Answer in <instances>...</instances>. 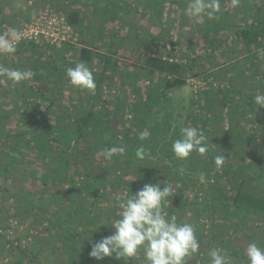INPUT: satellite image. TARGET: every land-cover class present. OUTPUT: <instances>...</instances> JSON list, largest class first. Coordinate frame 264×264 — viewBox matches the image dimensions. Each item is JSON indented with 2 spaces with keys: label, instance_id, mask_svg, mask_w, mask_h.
Masks as SVG:
<instances>
[{
  "label": "rangeland",
  "instance_id": "374dc122",
  "mask_svg": "<svg viewBox=\"0 0 264 264\" xmlns=\"http://www.w3.org/2000/svg\"><path fill=\"white\" fill-rule=\"evenodd\" d=\"M246 1L239 0L233 6L232 0H220L222 11L218 19L210 20L205 16L196 23L183 14L188 0H119L117 4L114 0H0V34L15 28L22 35L14 54L0 55V65L34 73L31 79L19 84L0 77V264H17L19 259H23L24 264L29 261L59 264L57 260H61L62 254L57 236L33 206L42 203L48 211L74 213V204L64 201L66 194L60 191L70 188L69 184L46 176L55 166L53 152L46 150L44 158L43 154L38 155L34 139L51 134L50 124L56 122L61 129L72 130L75 117L93 110L103 119L110 117L116 137L128 141V147L132 145L141 125L137 118L143 115L134 109L138 100L134 89H140V95L145 98L148 92L157 89L158 79L164 78L157 73L147 74L142 68L147 55L179 61L190 69L185 71V84L167 90L162 95V104L154 107L148 118L161 126L160 131L143 143L144 161L149 159L157 164L151 167L155 170L148 168L145 174L151 170L162 175L159 167L173 168L179 161L172 154L171 142L179 136L181 127L201 129L209 143L217 138L215 145L221 146L222 152L228 155L222 169L215 167L208 173L198 171L190 175L194 186L190 184L182 194L179 191L169 196L164 211L169 215L175 213L180 222L191 223L197 235H200L198 230H203L204 237L214 225L223 223L219 214L209 209L206 192L198 185L216 180L227 195L232 196V183L249 175V171L236 169L237 162L255 171L254 155L260 152L257 159L264 166V107L255 105L254 100L256 94H264V77L258 73L264 70V55L258 51L264 50V43L257 49L260 61L253 65L247 63L248 68L241 71L231 67L233 54L225 52L230 53L227 28L217 33L209 31L214 21H223L224 14H228L225 18L235 21L238 28L249 23L250 12L247 16L241 9ZM263 1L255 0L252 4L257 6ZM236 46L242 48L244 44L240 40ZM80 47L90 50V61L78 58ZM103 56H112L122 63L119 71L111 72L100 81ZM79 62H85L93 71L97 85L94 93L80 91L68 82L65 70ZM126 70L135 75L125 78ZM96 127L97 123H91L85 130L92 133ZM163 127L168 128L164 131ZM68 135L71 141L68 139L61 147L65 160L80 173L75 176L76 182L87 174L90 177L96 174L99 180L106 174H114V169L106 172L99 167L106 162L99 154L91 152L88 142L75 141L74 132ZM186 166L181 163L174 168L181 171ZM124 169L121 164L116 166L118 174H124ZM141 169L142 166L131 174L136 176ZM235 170L239 174L237 180L233 177ZM146 183H149L148 178ZM249 185L253 186L254 182L250 180ZM176 191L173 188V192ZM112 192L111 187L101 188L95 197L97 206H114ZM178 195L181 202L175 199ZM183 201L187 211L179 217L176 211ZM195 209H199V217L189 219L196 214ZM120 211L118 207L108 219H102V225L112 224ZM67 222L65 226L70 228V233L82 228V220L76 215L68 217ZM244 222V230L230 229L227 233L240 250L230 264H246L242 256L247 244L253 241L249 233L256 234L260 240L257 242L264 246V224L254 220ZM108 227L112 234L114 229ZM92 239L82 241L88 243ZM205 244L200 241V250L207 248L208 243ZM192 258L195 264L200 261V255L194 254ZM128 264H144L143 254L138 253Z\"/></svg>",
  "mask_w": 264,
  "mask_h": 264
},
{
  "label": "trees",
  "instance_id": "16d2710c",
  "mask_svg": "<svg viewBox=\"0 0 264 264\" xmlns=\"http://www.w3.org/2000/svg\"><path fill=\"white\" fill-rule=\"evenodd\" d=\"M118 1L119 0H114V4H117ZM254 1L255 0H248L246 4L241 6V9L246 12L247 16V13L250 12L249 16L252 17V20L249 23L242 26L239 25L238 28L236 22L230 18L229 20L226 19L225 17L228 14H224L222 15L223 21H214L212 30H209L217 33L221 29L227 28L225 33H228V47L230 53H228L227 50L225 52L226 54H233L230 58L232 59L230 64L231 67L234 69L238 68L241 71L243 68L247 67V63L252 62L253 65L254 62L257 64L258 61H260L257 59V49L264 43V1L257 6L252 4ZM240 40L244 44L242 48L236 46V43ZM244 53L248 54L242 56ZM78 58L81 61H90L92 58L90 50L80 47L78 50ZM100 63V81H102L104 77L110 76L111 72L119 71L122 62L115 60L112 56H103ZM141 65L147 74L153 75L157 73L164 75V78L158 79L157 89L148 92L145 98L143 95H140V89H134V97L138 98L134 104V109L135 111H141L143 115L141 118H137L141 125L134 134L135 138L133 137V139L136 140L131 142L132 145L128 147L126 143L128 141H123L120 137H116V131L110 124V117L103 119L93 110L81 113L75 117L73 120L75 128H72V130L69 128L61 129L58 122H56L53 125L50 124L49 128L52 130L51 134L43 139H34L37 154H43L44 158L47 156H44V154L47 153L46 150L53 152V154H51L56 158V160H54L55 166L49 169L46 176L50 175L53 179H60L68 183L70 188L60 191L66 194L64 201L67 200L74 204L75 214L72 211L69 213L66 211L67 214L60 213L58 210L48 211L47 208L42 207V203L34 204L33 206L37 209L38 213L43 215L42 218L46 220L47 226L50 229L52 228L57 236L62 254L61 260H57L59 264H109L108 262L124 264L123 260L116 259L114 256L106 257L102 260H96L89 256L93 243L98 241L101 237L111 235L108 229L111 223L108 222L102 225L101 220L108 219L110 214L117 210L118 207L115 205L120 202L118 197L130 196L132 193L135 194L146 184V178H148L151 183H158V181L162 184L171 183L173 188L178 190V192H173L172 195H176L179 191H182V194L185 188L191 187L190 175H195L198 171L208 173L215 168L213 162V157L215 155L223 154L228 159L227 153L222 152V147L215 145L217 140V138H215L212 143H209V152L206 156H199L193 153L187 160H179L174 163V167H177L181 163H186L187 166L182 168L183 171L164 165L159 167L163 172L162 175L155 174L154 172L152 173L151 170L145 174V170H149L148 168L151 167H157V164L149 159L145 161L134 160L137 147L141 145L144 147L143 143L146 141H140L138 135L141 131H148L150 135L160 131L161 125L152 123L148 118L154 107L162 104V95L165 94L167 90L178 88L185 84V71L190 69V66L184 65L179 61L155 55H147ZM249 69H251L250 65ZM258 73L264 77V70L263 72L259 70ZM131 74L134 76L135 72L131 73L129 70H126L125 78H129ZM192 75L195 74L192 72ZM241 98L244 99L243 97ZM243 112L245 113V111ZM91 123L98 124V127H96L97 130L92 133L85 130V127ZM167 128L168 127H163L164 131ZM71 132L75 133V141L84 140L88 142L87 144L90 145L92 153L99 154L102 149L106 150L112 146H126V153L124 156H114L110 161L102 158L105 160L106 164L105 166L100 164L99 167L106 172L114 169V174H106L102 180H99L96 174L92 177H90V174H87L80 182H76L75 176H80V173L71 166L69 161L65 160V151L64 148L61 147V145L69 139L68 134ZM69 141H71V139H69ZM121 143L122 145H120ZM222 144H225V142ZM56 151L58 152L54 154ZM259 153L260 152H257L256 155H254L256 158L255 165L257 167L255 171L250 170L249 166L243 165V163H236V169L239 168L241 170L244 169V171H249V175L247 178L243 177L240 181L232 183V196H228L227 191H225L216 180L214 182H208L207 184L201 183L198 185L201 187L200 190L202 189V191L206 192L211 212L215 211L223 220V223L216 224L214 227L210 228V232L208 231L209 233L206 234L205 237L203 236V230H198V233H200V235H197L198 240L200 239V241L206 244L208 243V245L205 244L207 248L199 250L197 254L200 255L198 264L209 263L208 252L213 248V245H216L218 249L226 250L228 258L232 263L231 258L234 259L237 254H240V250L236 248L233 240L227 237L228 231L230 229L236 230L237 228H243L242 230H244L246 225L244 220L261 221L264 224V166L262 165V161L257 159ZM120 164L125 168L123 170L124 174H118L116 172V166ZM141 166L142 169L136 172V176L131 174L133 170H137ZM69 169H71V171H69ZM151 169L155 170L156 168ZM238 176L239 174L235 170L233 177L237 180ZM186 178H188V180ZM250 180L254 182L253 186L249 185ZM191 185L194 186L193 184ZM107 187L113 188L111 201L114 202V206L103 207L100 205L98 207V199H95V197L99 194L101 188L105 189ZM84 193H87V195ZM180 198V195L175 197L177 200H180ZM185 207L183 201L180 209L176 211L179 217L186 213L187 209H185ZM198 212L199 209H195L193 213L196 214L190 215L189 219L196 218L195 220H197L199 217ZM75 215L82 220V228L78 232L70 233V228L66 227L65 224L68 223V217ZM249 235H251V239L260 241L253 232H251V234L249 233ZM90 237H93L92 241L88 243L82 241V239H89ZM192 257L193 256L187 258V264H195ZM242 259L246 262L245 255L242 256ZM16 261L17 264L25 263L23 259ZM29 264L33 263L29 261Z\"/></svg>",
  "mask_w": 264,
  "mask_h": 264
},
{
  "label": "clouds",
  "instance_id": "9594fccd",
  "mask_svg": "<svg viewBox=\"0 0 264 264\" xmlns=\"http://www.w3.org/2000/svg\"><path fill=\"white\" fill-rule=\"evenodd\" d=\"M239 0H232L236 6ZM220 0H188L184 15L199 23L203 17L218 19L221 13ZM22 39L21 33L11 28L0 34V55L14 54L17 44ZM264 55V50H258ZM30 70L21 71L0 65V77L19 84L32 78ZM70 85L80 91L95 92L96 82L93 71L85 62L75 64L65 70ZM255 105L264 107V94L254 96ZM150 132L141 131L140 141H145ZM171 151L178 160H187L193 153L206 156L209 152V140L197 127H181L179 136L172 140ZM126 148L112 146L102 149L99 155L112 160L114 156H124ZM146 153L143 145L137 147L135 158L143 161ZM226 157L218 154L213 157L217 170L222 169ZM183 171V169H181ZM146 183L135 194L118 197L120 203L119 217L111 224L114 232L101 237L92 244L89 256L96 260L114 256L128 264L138 253L143 254L144 264H187V258L198 254L200 241L191 223L180 222L176 215L164 211L168 197L173 194L171 183ZM103 224V223H101ZM209 264H230L227 251L211 248L208 252ZM246 264H264V246L253 240L247 244L245 251Z\"/></svg>",
  "mask_w": 264,
  "mask_h": 264
}]
</instances>
